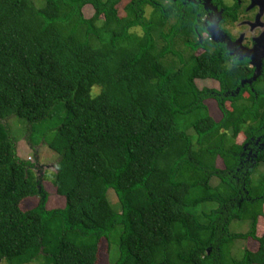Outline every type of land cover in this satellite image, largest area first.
Here are the masks:
<instances>
[{
  "label": "trees",
  "instance_id": "obj_1",
  "mask_svg": "<svg viewBox=\"0 0 264 264\" xmlns=\"http://www.w3.org/2000/svg\"><path fill=\"white\" fill-rule=\"evenodd\" d=\"M120 1L0 0V261L96 264L104 239L108 264H264V64L199 39L201 7ZM9 116L35 133L58 116L43 142L63 207H46ZM237 239L256 248L234 259Z\"/></svg>",
  "mask_w": 264,
  "mask_h": 264
},
{
  "label": "rangeland",
  "instance_id": "obj_2",
  "mask_svg": "<svg viewBox=\"0 0 264 264\" xmlns=\"http://www.w3.org/2000/svg\"><path fill=\"white\" fill-rule=\"evenodd\" d=\"M127 1L128 0H121L118 3L117 8H118V13L120 15H124L123 6ZM150 10L151 9L149 7L146 8V12H145L146 17L149 16ZM92 12L93 10L90 6L88 5L84 6L83 8L84 16L88 17L92 14ZM137 31L140 32L139 29H137ZM234 32L235 31H233V33ZM205 85L212 86V85H215V83L211 81H207V80L197 81V86L199 88ZM94 91H98V88H94ZM57 119H58V116H55L52 119V121L46 122L44 124V127H42L40 133L31 132L29 124L23 118H18L16 116H9L8 118L4 119L5 123H7L11 138L13 139V141H15V143H17L16 144L17 154L29 160L33 165V170H34L35 176L37 177L38 186L40 190H42V192L45 195H47L46 207L48 209L63 207V204H64L63 198L58 196L54 192V189L49 183L52 177V173L55 171L54 165L58 161V155L52 150H50L48 146H46V144L43 142V133H44V136L51 135L53 133V130L51 129V127L56 124ZM241 138H242L241 136L237 137L238 142H240ZM217 164L219 167H221L220 165L221 163L219 159L217 160ZM257 171L258 170H255V172ZM259 171L264 173V164L260 166ZM210 183L212 185H215L217 183V178L215 177L211 178ZM109 191L113 192L112 190H109ZM109 198L113 204L116 203V199L112 193L109 194ZM36 202H37L36 198L25 200L21 203V208L29 209L32 206H34ZM263 222H264V219H262V217H259V221L257 224V231H256L257 235L261 234V232L264 230V226H262ZM246 230H247V224L244 222L232 221L230 224L231 232L245 233ZM237 240H238V243H233L230 249V255L234 259H238L241 257L243 249H244V245L251 250L256 248V241L252 239L251 240L247 239L246 242L243 239H240V240L237 239ZM107 252H108L107 244L105 240L102 239L99 244V248H98V256H97L96 264H108L109 258L107 256L108 254ZM117 255H118V247L115 241L113 240V236H112V244H111L110 253H109L110 260H114L117 257ZM0 264H6V263L4 261H0ZM27 264H39V262H31Z\"/></svg>",
  "mask_w": 264,
  "mask_h": 264
},
{
  "label": "flooded vegetation",
  "instance_id": "obj_3",
  "mask_svg": "<svg viewBox=\"0 0 264 264\" xmlns=\"http://www.w3.org/2000/svg\"><path fill=\"white\" fill-rule=\"evenodd\" d=\"M181 1L201 7L196 13L203 29L199 39L208 36L222 47L229 61L239 58L244 66L260 71L264 64V55L260 56L264 51V0ZM229 14L234 17L228 18Z\"/></svg>",
  "mask_w": 264,
  "mask_h": 264
},
{
  "label": "water",
  "instance_id": "obj_4",
  "mask_svg": "<svg viewBox=\"0 0 264 264\" xmlns=\"http://www.w3.org/2000/svg\"><path fill=\"white\" fill-rule=\"evenodd\" d=\"M264 55V51L261 52L260 56L262 57ZM258 61H260V59H258Z\"/></svg>",
  "mask_w": 264,
  "mask_h": 264
}]
</instances>
